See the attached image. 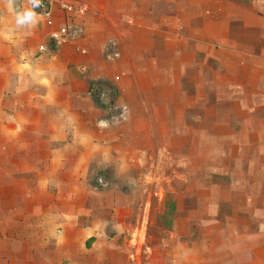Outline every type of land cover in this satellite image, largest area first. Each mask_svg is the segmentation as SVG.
<instances>
[{"label":"crops","instance_id":"0c3cea01","mask_svg":"<svg viewBox=\"0 0 264 264\" xmlns=\"http://www.w3.org/2000/svg\"><path fill=\"white\" fill-rule=\"evenodd\" d=\"M36 1L0 0V264H161L143 256L160 246L146 243L151 217L127 231L132 185L112 176L178 146L195 105L250 115L226 123L224 140L247 126L263 164L264 4L44 0L42 13ZM108 85L120 93L113 117L93 98ZM250 146L237 144L238 157ZM97 175L111 179L102 191Z\"/></svg>","mask_w":264,"mask_h":264},{"label":"rangeland","instance_id":"374dc122","mask_svg":"<svg viewBox=\"0 0 264 264\" xmlns=\"http://www.w3.org/2000/svg\"><path fill=\"white\" fill-rule=\"evenodd\" d=\"M255 3L263 5L264 0ZM104 83L94 81L93 87ZM115 87L108 85L100 96L93 95L105 115L111 105H119L120 93ZM249 116L236 105H195L187 117L196 121L190 120L189 127L180 126L178 146L165 142L161 156L152 154L142 163L138 157L128 172L112 176V180L132 185L127 231L139 230L144 215L151 217L146 243L160 246L143 255L147 259L161 264H171L172 259L195 264H264V218L255 216V166L262 168L264 161L257 159L255 164V138L247 126H240L242 133L236 138L238 145L252 144L246 157H238L237 144L224 140L231 132L226 123ZM95 177L96 190L109 186L107 175ZM259 189L262 200L264 191ZM248 201L252 204L247 205Z\"/></svg>","mask_w":264,"mask_h":264},{"label":"built area","instance_id":"2783aa9c","mask_svg":"<svg viewBox=\"0 0 264 264\" xmlns=\"http://www.w3.org/2000/svg\"><path fill=\"white\" fill-rule=\"evenodd\" d=\"M9 3H13L15 0H7ZM36 7L43 13H47L48 10H49V7L46 3V1L44 0H37L36 3H35ZM63 9H67L68 10V7L66 5H63L62 7ZM61 34L62 35H65L67 34V31L66 30H62L61 31ZM54 39L60 43L61 42V38L59 36H54ZM41 51H44V48H41ZM117 81H119V78H116ZM100 180V179H99ZM100 182H102V180H100Z\"/></svg>","mask_w":264,"mask_h":264},{"label":"trees","instance_id":"16d2710c","mask_svg":"<svg viewBox=\"0 0 264 264\" xmlns=\"http://www.w3.org/2000/svg\"><path fill=\"white\" fill-rule=\"evenodd\" d=\"M108 87V86H107ZM109 87H111V86H109ZM104 91V90H103ZM93 95H95V96H97V95H101L100 93H97V94H95V93H93ZM98 97V96H97ZM114 107V105H111V107H110V113L109 114H107L106 115V117H113V116H115L116 114H118L119 113V111H114V110H112V108Z\"/></svg>","mask_w":264,"mask_h":264}]
</instances>
